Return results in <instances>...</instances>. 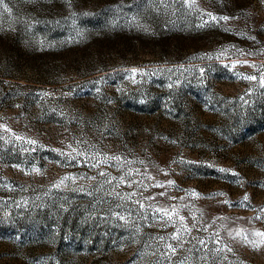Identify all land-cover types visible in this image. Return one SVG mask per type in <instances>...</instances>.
I'll return each mask as SVG.
<instances>
[{"label": "rangeland", "instance_id": "1", "mask_svg": "<svg viewBox=\"0 0 264 264\" xmlns=\"http://www.w3.org/2000/svg\"><path fill=\"white\" fill-rule=\"evenodd\" d=\"M257 232L264 0L0 3V264H264Z\"/></svg>", "mask_w": 264, "mask_h": 264}, {"label": "snow or ice", "instance_id": "2", "mask_svg": "<svg viewBox=\"0 0 264 264\" xmlns=\"http://www.w3.org/2000/svg\"><path fill=\"white\" fill-rule=\"evenodd\" d=\"M0 3H3V0H0ZM225 19H226V18H225ZM133 71H135V70H133ZM247 78H248V79H256L255 76H251V77H247ZM33 143H34V142H33ZM116 159H119V158L117 157ZM221 171H224V170L221 169ZM102 174H103V173H102ZM170 183H171V182H170ZM246 199H247V196H245V200H246ZM165 215H169V214L166 212ZM169 218H171L170 215H169ZM120 219L123 220L124 217H123V216H120ZM236 235L238 236V235H240V233L237 232ZM255 235H258V236H264V233L257 232V233H255ZM175 238H176V237H173V239H175ZM233 238H235V237H233ZM244 239L247 240V236H245ZM250 243H253V246H254V247H259V245L255 244V242H250ZM169 247H172V246L169 245ZM172 250H173V252H175L176 249L173 248ZM228 250L231 251V249H228Z\"/></svg>", "mask_w": 264, "mask_h": 264}]
</instances>
